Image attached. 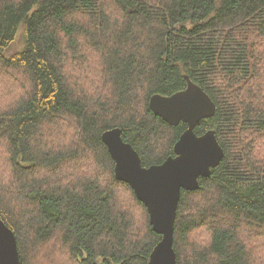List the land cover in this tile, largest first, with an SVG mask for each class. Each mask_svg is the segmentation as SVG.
Returning a JSON list of instances; mask_svg holds the SVG:
<instances>
[{
    "label": "trees",
    "instance_id": "obj_1",
    "mask_svg": "<svg viewBox=\"0 0 264 264\" xmlns=\"http://www.w3.org/2000/svg\"><path fill=\"white\" fill-rule=\"evenodd\" d=\"M261 41L264 0H0V218L21 264L149 263L162 237L102 135L120 128L144 167L162 164L187 125L150 99L187 78L217 108L196 133L215 131L226 156L182 192L178 264H264L246 240L264 234V156L249 141L264 138Z\"/></svg>",
    "mask_w": 264,
    "mask_h": 264
},
{
    "label": "water",
    "instance_id": "obj_2",
    "mask_svg": "<svg viewBox=\"0 0 264 264\" xmlns=\"http://www.w3.org/2000/svg\"><path fill=\"white\" fill-rule=\"evenodd\" d=\"M185 90L171 96L154 95L150 99L153 114L176 127L187 130L174 146V154L162 164L144 167L138 152L123 140L122 130L114 128L102 135L115 162V176L134 191L149 213L153 231L161 241L155 246L148 264H178L174 249L175 223L183 191L200 189V179L209 178L226 154L215 131L197 134L203 120L216 114L211 97L187 78ZM0 264H21L14 231L0 218Z\"/></svg>",
    "mask_w": 264,
    "mask_h": 264
},
{
    "label": "rangeland",
    "instance_id": "obj_3",
    "mask_svg": "<svg viewBox=\"0 0 264 264\" xmlns=\"http://www.w3.org/2000/svg\"><path fill=\"white\" fill-rule=\"evenodd\" d=\"M20 31L21 32H20V34H19V36L17 38V41L14 43V45L9 50L10 52H9L8 55H11V54H13L15 52H18L22 48V46H23V40H22L23 30H20ZM261 42H262V45L258 46V48L264 54V41H261ZM2 91H3V85L0 86V95H3L1 93ZM16 97H17V95L13 96L14 99ZM9 99L10 98L6 99L5 102H9ZM14 99H10V101H12ZM247 137L250 138L249 135H247ZM241 139H244V134L241 135ZM249 141H252V142L256 143L257 151L260 153L261 156H264V138H259L258 141H254V140L249 139ZM0 149H1V147H0ZM0 155H1V153H0ZM0 162H1V160H0ZM5 176H9V174L5 173ZM7 179H8V177H4L1 180H7ZM198 233L200 235L198 237L197 236L194 237L195 241L203 243V244L208 243V241L210 240V234L208 233V229L201 228ZM246 238H247L246 240H249L252 243H254V242L259 243V245H260V247H259V257L260 258L263 257L264 256V234H261V233L257 234L256 233V237L254 236V234H251L250 237L246 236Z\"/></svg>",
    "mask_w": 264,
    "mask_h": 264
}]
</instances>
